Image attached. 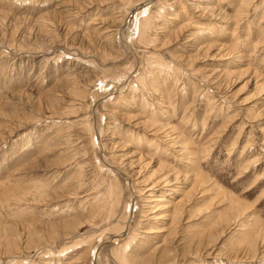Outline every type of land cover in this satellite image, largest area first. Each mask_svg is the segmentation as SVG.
Here are the masks:
<instances>
[{"label":"rangeland","instance_id":"1","mask_svg":"<svg viewBox=\"0 0 264 264\" xmlns=\"http://www.w3.org/2000/svg\"><path fill=\"white\" fill-rule=\"evenodd\" d=\"M247 1L217 19L197 0H0V264H264V0Z\"/></svg>","mask_w":264,"mask_h":264},{"label":"bare ground","instance_id":"2","mask_svg":"<svg viewBox=\"0 0 264 264\" xmlns=\"http://www.w3.org/2000/svg\"><path fill=\"white\" fill-rule=\"evenodd\" d=\"M155 1V0H154ZM158 1V0H157ZM166 1V0H165ZM177 1V0H176ZM195 1V0H194ZM197 1H200V2H203L205 5H203V10H204V12L206 11L207 13H209L210 14V16H212V17H215V18H217V19H219L220 17L219 16H221L220 15V11L218 10L219 8H218V6H217V4H220V1L221 0H197ZM179 2V1H178ZM183 2V1H182ZM174 3H175V0H174ZM199 2H195L193 5L196 7V8H201V4H198ZM212 4L211 6H209V4ZM232 3V2H231ZM161 4V3H160ZM176 4V3H175ZM164 5V4H163ZM186 5V4H185ZM185 5H184V7H185ZM201 5V6H200ZM251 5H252V1L251 2H249V1H247V0H241V2L239 3V4H237V6H240V8H238L236 11V14L237 15H234L235 17H233V18H236L237 19V17H243L244 16V14H247L248 13V11H249V9H250V7H251ZM194 7V8H195ZM137 9H138V7H137ZM217 9V10H216ZM185 10H187L188 11V9L187 8H185ZM221 10V9H220ZM218 11V12H217ZM152 8H148V7H139V9H138V12H137V14H136V30H135V33L137 34H139V35H141V36H144L145 34H146V32H148L149 31V29H151V27H152V23H151V21H154V20H152L153 19V17H152ZM154 14V13H153ZM160 14H163V11H159L158 12V14L157 15H160ZM165 14V13H164ZM188 15V14H187ZM226 15V14H225ZM223 16V15H222ZM219 17V18H218ZM228 17H230V16H228ZM170 18H172V17H170ZM168 19L167 18V20H172V19ZM180 18V17H179ZM222 19H223V17H221ZM225 18V17H224ZM227 18V17H226ZM228 19H230V18H228ZM135 20V19H134ZM165 20V19H164ZM230 20H233V19H230ZM230 20H228V21H230ZM174 21H176V20H174ZM227 21V22H228ZM180 24V23H179ZM260 25V24H259ZM157 26V25H156ZM105 32H107V31H105ZM118 33V32H117ZM126 34L123 32V35H122V39H123V41H124V45H125V47L126 48H128L129 47V40H128V38L125 36ZM220 38V37H219ZM125 39V40H124ZM129 49H130V47H129ZM128 49V50H129ZM127 50V51H128ZM154 57V56H153ZM147 66L150 68V69H153V70H156L157 68H159L160 66L162 67V66H167V63L164 61V59L162 58V57H154V58H149L148 59V62H147ZM171 66V65H170ZM170 66H168V68H170ZM170 70V69H169ZM132 72V70H130L129 71V73H131ZM148 72V71H147ZM166 73V72H165ZM234 73V72H233ZM152 74V73H151ZM162 74H164V73H162ZM127 74H125V76H126ZM129 75L130 74H128V76H127V79H129L130 77H129ZM229 75V74H228ZM142 76V74H138V78H142L141 77ZM129 77V78H128ZM138 78H137V80H138ZM138 82V81H137ZM261 87L263 88L264 87V85L262 86L261 85ZM132 88V87H131ZM126 92V91H125ZM123 98V97H122ZM134 98V97H133ZM143 99V98H142ZM148 104V103H147ZM155 110V109H154ZM150 116H152V115H150ZM154 117V116H153ZM150 119H152V118H150ZM150 119H146L147 121H145L146 122V124L149 126V127H153V128H155L154 130H155V135H158V133L157 132H160L161 130H162V127H159L158 125H157V121L155 122V120L153 121V119L152 120H150ZM155 119V118H154ZM122 129V128H121ZM113 130H114V128H113ZM166 130H168V129H166ZM169 132V135L170 136H174L175 135V133L173 132V131H168ZM177 133V132H176ZM115 134V133H114ZM112 136V135H111ZM168 138V137H167ZM184 139V137L182 136V135H180V134H178V135H176V137H174V138H171V141H168V143L167 144H173L175 147H173V148H179V147H177V144H180V143H182V144H186L187 142H185L184 143V141H186L185 139ZM100 139V138H99ZM166 140V139H165ZM164 141V140H163ZM162 141V142H163ZM166 142H167V140H166ZM123 143V142H122ZM159 143V142H158ZM165 143V142H164ZM129 144V143H128ZM149 145V144H148ZM155 145V144H154ZM151 146V145H150ZM150 146H148L149 148H150ZM185 147V146H184ZM161 148V147H160ZM185 149V148H184ZM154 150H155V148H154ZM182 150V149H181ZM157 154H158V152H157ZM184 154V153H183ZM185 154H188V159H192V160H190V162L191 163H197V158L196 157H194L193 158V156H196L197 155V153L195 152V151H192V149H190L189 151H186V153ZM153 155V154H152ZM148 164H149V162H147ZM151 163V162H150ZM166 164V163H165ZM159 165H160V163H159ZM161 165H163L164 166V164H161ZM163 166H161V168L163 167ZM168 167H169V169H172V168H170L171 166H169V165H167ZM168 167H166L165 166V168H166V170L165 171H167V168ZM164 168V167H163ZM162 168V169H163ZM197 171H199V170H196V172ZM168 172H170V171H167L165 174L166 175H168L167 173ZM171 172H172V170H171ZM170 172V173H171ZM195 172V173H196ZM177 173V172H176ZM188 175V174H187ZM186 175V176H187ZM197 176H198V174H196ZM199 176H200V174H199ZM166 177V176H165ZM163 178L164 180H165V182H167V184L168 183H170L171 182V180H169L167 177L166 178ZM170 177V176H169ZM207 177V176H206ZM178 178V177H177ZM204 179L203 181H205V183H207V181H206V178H205V176H200V177H196L195 176V178L193 177V180H195V179ZM196 181V180H195ZM199 181V180H198ZM202 181V182H203ZM152 184V185H151ZM150 185L151 186H155L156 185V183H151ZM213 184V183H212ZM209 185H210V183H209ZM216 185V184H215ZM149 187V186H148ZM200 187V186H199ZM205 187V186H204ZM217 187V186H216ZM152 187H150V189L149 190H152L151 189ZM197 188H198V186H197ZM201 188V187H200ZM213 188V187H212ZM211 189V188H210ZM218 189V188H217ZM205 190H207V188L205 189ZM214 190V189H213ZM221 190H222V188H221ZM147 191V190H146ZM198 191V190H197ZM208 191V190H207ZM177 191H175V193H176ZM222 192V191H221ZM221 192H218V193H221ZM151 193V192H150ZM174 193V192H173ZM220 195H222V193L220 194ZM220 195H219V197H220ZM160 196V195H159ZM173 197L172 196V193L169 195V197ZM218 196V195H217ZM229 196V195H228ZM151 198V200L149 201V203H153V202H155V201H162V204H161V202H160V205H158V206H160L159 207V209H168L169 208V210H170V207H171V209L173 210V212L172 213H174V215H176V213H178V212H182L181 210L182 209H184V205H185V203H186V201L184 202H179V204L178 203H176V202H174V204H171L170 205V203H173V201H172V199H169V198H167L166 197V195H163V196H160L161 197V199L162 200H160V198H158V195L156 196V194H154V195H151L150 196ZM74 198V197H73ZM221 198V197H220ZM259 198H257V200H258ZM225 200V199H224ZM257 200H256V202H257ZM156 204H158V203H156ZM172 205H174L175 207H172ZM248 207V206H247ZM246 207V208H247ZM157 208V207H156ZM232 208V207H231ZM234 208V207H233ZM242 208V207H241ZM243 208H245V206L243 207ZM168 211V210H167ZM240 211V209H234L233 211H232V213H231V216L232 215H236L238 212ZM250 211H253V210H250ZM248 212V211H247ZM246 213V212H245ZM240 213H238L237 215H239ZM253 214V213H252ZM243 215H244V210H243ZM165 217V216H164ZM230 217V216H229ZM229 217H226V221H228V218ZM163 219V218H162ZM257 222H260L259 220H258V217H257V215L256 214H254L253 216H252V219H251V221L249 222V224L250 225H252V226H254V227H256L258 224H257ZM127 223V222H126ZM249 224H247V225H244V227H242L243 229H242V231L243 230H247V226L249 225ZM128 225V224H127ZM246 227V229H244ZM249 228V227H248ZM264 236V235H263ZM249 241V244H248V247H253V246H255L254 244H255V240H253L252 239V233H248L246 236H245ZM130 248V247H129ZM102 264V263H101Z\"/></svg>","mask_w":264,"mask_h":264}]
</instances>
